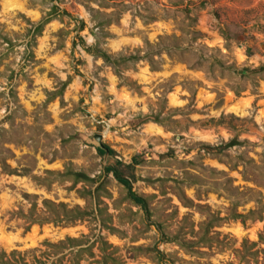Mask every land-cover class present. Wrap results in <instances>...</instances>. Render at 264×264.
<instances>
[{
  "label": "rangeland",
  "instance_id": "374dc122",
  "mask_svg": "<svg viewBox=\"0 0 264 264\" xmlns=\"http://www.w3.org/2000/svg\"><path fill=\"white\" fill-rule=\"evenodd\" d=\"M43 199L87 215L30 223ZM81 235L80 264L96 239L118 264H264V0H0V250Z\"/></svg>",
  "mask_w": 264,
  "mask_h": 264
},
{
  "label": "trees",
  "instance_id": "16d2710c",
  "mask_svg": "<svg viewBox=\"0 0 264 264\" xmlns=\"http://www.w3.org/2000/svg\"><path fill=\"white\" fill-rule=\"evenodd\" d=\"M41 28V23L33 27L34 32H39ZM223 34V33H222ZM227 36V34H226ZM246 53H249V50L246 49ZM103 60L105 62H109V57L106 54L101 55ZM114 62V61H113ZM112 62V63H113ZM218 149H221V147H217ZM96 152L99 155L104 154V149H101L99 147H96ZM108 153H111V150L108 151ZM132 163H135V158L131 159ZM105 171L111 172L114 179L121 184L127 192L128 197L130 200H132L135 204L139 205L142 209H144V201L136 197L132 191L129 182L124 179L117 169H112L111 167H105ZM242 173L245 174L244 169H242ZM250 177V175H248ZM23 197L29 198V195L23 194ZM32 199H36L35 195L30 196ZM41 205L44 209L43 211V217L41 220H37L35 218H31L32 221L30 223H37V224H43V223H52L53 225H70L74 221H78L82 218H84L87 214L84 210H81L79 207L74 206L72 208H68L65 203H53L51 201L43 199L41 201ZM31 208L29 209V212L34 208L35 204L30 203ZM31 214V212H30ZM29 214V215H30ZM37 217V215H35ZM98 242V251H99V260H95L94 264H118V261L116 258L111 256V253H106L105 248L108 247V244H106L104 241L100 239H96ZM86 243V237L79 236L76 237H65L62 240L57 241L56 243H43L44 249L38 251V255L36 256L34 254V251H32V257H31V264H47L50 257L54 256L53 259L49 261L48 264H80L79 261L84 260L83 258H93L94 254L91 252L92 245H87L86 247H82V243ZM68 249V250H67ZM64 250H67V252L63 253ZM15 254H19L17 251L11 250L8 253H5L4 251L0 250V264H14V256ZM60 254V255H59ZM66 254V255H65ZM66 257V258H65ZM13 259V260H12ZM92 263V262H91Z\"/></svg>",
  "mask_w": 264,
  "mask_h": 264
},
{
  "label": "bare ground",
  "instance_id": "6f19581e",
  "mask_svg": "<svg viewBox=\"0 0 264 264\" xmlns=\"http://www.w3.org/2000/svg\"><path fill=\"white\" fill-rule=\"evenodd\" d=\"M174 99V98H173ZM231 109L233 110V111H237V110H240V111H242L239 107H237V106H232L231 107ZM230 109V110H231ZM149 127V129L151 130V131H153V134H154V132L155 133H159L160 132V130H159V128H156V127H154V126H148ZM202 138H204V137H202ZM64 230H72V229H64Z\"/></svg>",
  "mask_w": 264,
  "mask_h": 264
},
{
  "label": "water",
  "instance_id": "95a60500",
  "mask_svg": "<svg viewBox=\"0 0 264 264\" xmlns=\"http://www.w3.org/2000/svg\"><path fill=\"white\" fill-rule=\"evenodd\" d=\"M98 139V138H97Z\"/></svg>",
  "mask_w": 264,
  "mask_h": 264
}]
</instances>
